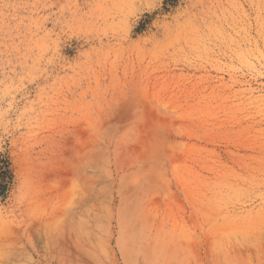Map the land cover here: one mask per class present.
Segmentation results:
<instances>
[{"label": "rangeland", "instance_id": "rangeland-1", "mask_svg": "<svg viewBox=\"0 0 264 264\" xmlns=\"http://www.w3.org/2000/svg\"><path fill=\"white\" fill-rule=\"evenodd\" d=\"M0 264H264V0H0Z\"/></svg>", "mask_w": 264, "mask_h": 264}, {"label": "trees", "instance_id": "trees-1", "mask_svg": "<svg viewBox=\"0 0 264 264\" xmlns=\"http://www.w3.org/2000/svg\"><path fill=\"white\" fill-rule=\"evenodd\" d=\"M13 181L11 165L8 160L0 159V196H5Z\"/></svg>", "mask_w": 264, "mask_h": 264}]
</instances>
